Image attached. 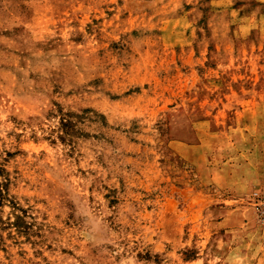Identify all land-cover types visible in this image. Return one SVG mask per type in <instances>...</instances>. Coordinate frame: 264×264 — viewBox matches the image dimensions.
<instances>
[{
	"label": "rangeland",
	"instance_id": "rangeland-1",
	"mask_svg": "<svg viewBox=\"0 0 264 264\" xmlns=\"http://www.w3.org/2000/svg\"><path fill=\"white\" fill-rule=\"evenodd\" d=\"M264 0H0V264H264Z\"/></svg>",
	"mask_w": 264,
	"mask_h": 264
},
{
	"label": "built area",
	"instance_id": "built-area-1",
	"mask_svg": "<svg viewBox=\"0 0 264 264\" xmlns=\"http://www.w3.org/2000/svg\"><path fill=\"white\" fill-rule=\"evenodd\" d=\"M248 202L259 222L264 223V186L251 192Z\"/></svg>",
	"mask_w": 264,
	"mask_h": 264
}]
</instances>
